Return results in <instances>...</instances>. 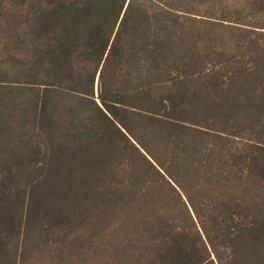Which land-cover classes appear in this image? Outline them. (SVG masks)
<instances>
[{
    "label": "trees",
    "instance_id": "trees-1",
    "mask_svg": "<svg viewBox=\"0 0 264 264\" xmlns=\"http://www.w3.org/2000/svg\"><path fill=\"white\" fill-rule=\"evenodd\" d=\"M0 264H264V0H0Z\"/></svg>",
    "mask_w": 264,
    "mask_h": 264
}]
</instances>
